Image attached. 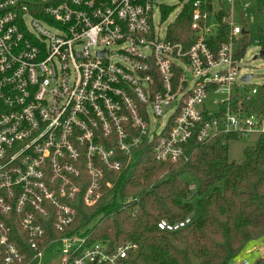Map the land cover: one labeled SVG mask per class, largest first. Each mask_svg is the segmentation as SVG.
Segmentation results:
<instances>
[{
  "label": "built area",
  "instance_id": "2783aa9c",
  "mask_svg": "<svg viewBox=\"0 0 264 264\" xmlns=\"http://www.w3.org/2000/svg\"><path fill=\"white\" fill-rule=\"evenodd\" d=\"M170 1L0 0V264H44L55 243L60 264H128L132 243L111 249L82 233L48 241L47 228L68 231L71 202L84 194L95 206L113 188L107 173L145 143L158 162L176 163L192 141L264 134L258 91L240 76L237 0H195L189 45L168 29L191 0L161 32ZM193 221L157 227L176 233Z\"/></svg>",
  "mask_w": 264,
  "mask_h": 264
},
{
  "label": "trees",
  "instance_id": "16d2710c",
  "mask_svg": "<svg viewBox=\"0 0 264 264\" xmlns=\"http://www.w3.org/2000/svg\"><path fill=\"white\" fill-rule=\"evenodd\" d=\"M194 1L169 27L171 41L185 45L194 41ZM259 1L263 12L264 0ZM228 32L221 28L218 41H227ZM257 45L264 51V29L258 33ZM249 47L247 33L237 44L238 57H244ZM239 138L222 135L203 144L189 142L186 159L176 163L158 162L145 143L122 156L121 170L107 173L105 180L113 188L104 187L105 194L95 206L82 202L84 194L71 202L77 219L64 234L48 227V241L82 233L90 243L111 249L129 242L136 249L129 252L128 264H231L250 243L264 239V134L254 147L244 150L242 163L231 161L228 154L229 142ZM191 185L196 187L193 193ZM195 206L199 216L185 229L176 233L158 229L159 221L179 222L194 214ZM15 231L22 234L25 245L23 232ZM261 262L264 254L255 264Z\"/></svg>",
  "mask_w": 264,
  "mask_h": 264
},
{
  "label": "rangeland",
  "instance_id": "374dc122",
  "mask_svg": "<svg viewBox=\"0 0 264 264\" xmlns=\"http://www.w3.org/2000/svg\"><path fill=\"white\" fill-rule=\"evenodd\" d=\"M185 0L170 1L175 6L171 16L160 24L159 14L156 17V23L159 25L161 32L164 33L167 27L177 18ZM248 5V6H247ZM262 3L259 0H237L234 8V21L237 25L245 28L249 34L250 47L246 50L243 61L240 64V76L252 75L253 78L248 82V89H257L258 94L253 99V109L255 112L264 110V56H260L261 49L258 44V33L264 29V11L262 12ZM257 57V58H256ZM218 96H210L214 101ZM154 129V127H153ZM159 129L156 128V130ZM259 135L253 133L246 137H241L231 141L228 144L229 159L236 163H242L244 160V150L248 147H254ZM196 198L193 203L196 204ZM194 220L199 216V208L195 206ZM60 243L53 244L45 253L44 264H60ZM264 254V239L259 242L250 243L244 252L231 264H242L248 261L255 264ZM37 264V263H32ZM259 264H264L261 262Z\"/></svg>",
  "mask_w": 264,
  "mask_h": 264
},
{
  "label": "water",
  "instance_id": "95a60500",
  "mask_svg": "<svg viewBox=\"0 0 264 264\" xmlns=\"http://www.w3.org/2000/svg\"><path fill=\"white\" fill-rule=\"evenodd\" d=\"M244 34H247V32L245 31ZM260 56H264V51L260 52ZM257 58V57H256ZM253 78L252 75H245L243 76L242 80L246 83H248L251 79Z\"/></svg>",
  "mask_w": 264,
  "mask_h": 264
}]
</instances>
